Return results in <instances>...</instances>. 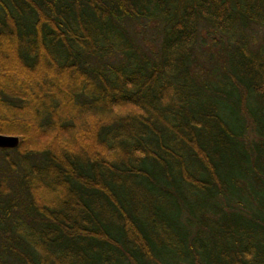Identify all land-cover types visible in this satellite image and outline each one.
<instances>
[{"label": "trees", "instance_id": "obj_1", "mask_svg": "<svg viewBox=\"0 0 264 264\" xmlns=\"http://www.w3.org/2000/svg\"><path fill=\"white\" fill-rule=\"evenodd\" d=\"M0 133V264H264V0H0Z\"/></svg>", "mask_w": 264, "mask_h": 264}, {"label": "rangeland", "instance_id": "obj_2", "mask_svg": "<svg viewBox=\"0 0 264 264\" xmlns=\"http://www.w3.org/2000/svg\"><path fill=\"white\" fill-rule=\"evenodd\" d=\"M133 27L134 29H137V30L140 28L138 23H134ZM248 32L249 33L251 32L253 39H256L259 36V34L256 33L257 30L254 29L253 26L250 29H248ZM156 42H157L156 33H153V31H150V30L144 33L143 36L137 37V43L145 51H148L150 49H152L153 51L156 50V45H157ZM119 57L120 56L118 55H113L112 60L118 59ZM0 169H5V164L1 165V162H0Z\"/></svg>", "mask_w": 264, "mask_h": 264}, {"label": "water", "instance_id": "obj_3", "mask_svg": "<svg viewBox=\"0 0 264 264\" xmlns=\"http://www.w3.org/2000/svg\"><path fill=\"white\" fill-rule=\"evenodd\" d=\"M18 143V137L11 134L0 133V148H13Z\"/></svg>", "mask_w": 264, "mask_h": 264}]
</instances>
